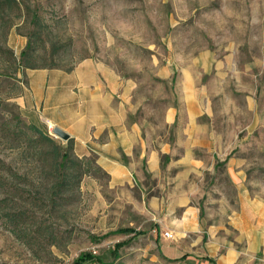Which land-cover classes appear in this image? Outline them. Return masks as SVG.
<instances>
[{
  "label": "rangeland",
  "instance_id": "obj_1",
  "mask_svg": "<svg viewBox=\"0 0 264 264\" xmlns=\"http://www.w3.org/2000/svg\"><path fill=\"white\" fill-rule=\"evenodd\" d=\"M0 13V264H75L81 252L101 258L83 264H211L204 254L215 264H264V241L252 247L249 235L237 239L243 225L234 221L251 215L248 198L264 211V0H13ZM29 40L35 68H21ZM83 60L113 74L117 98L129 104L164 170L172 162L191 166L186 147L209 141L210 152L195 149L215 163L194 202L202 243L191 234V175L179 186L184 202L168 209L175 186L146 172L143 181L114 184L92 154L82 156L92 164L77 199L55 210L31 203L54 180L50 143L35 128L66 141L52 133L28 74ZM21 212L26 217L12 223ZM120 228L144 233H109ZM117 242L124 244L114 255Z\"/></svg>",
  "mask_w": 264,
  "mask_h": 264
},
{
  "label": "crops",
  "instance_id": "obj_2",
  "mask_svg": "<svg viewBox=\"0 0 264 264\" xmlns=\"http://www.w3.org/2000/svg\"><path fill=\"white\" fill-rule=\"evenodd\" d=\"M28 79L31 95L35 103L42 106L46 120L69 133L78 157L94 154L97 164L114 184H124L130 177L143 181L147 179L145 172L158 180L159 185L164 186L163 180H166V184L175 186L171 188L170 203L167 205L168 209H172L175 204L184 202L185 193L179 190V186L184 183V178L191 175V234L197 237L193 242L202 243L206 229L201 226L200 209L194 202L206 193L205 184L211 180L215 163L195 155V149L197 146L199 150L210 152L209 141L204 144L197 138L186 147L185 152L191 153V166L172 162L164 170L158 162L159 150L148 149L152 146L143 141L140 125L130 119L129 104L117 98L113 74L101 64L83 60L70 70L32 69ZM171 120L174 122L175 118ZM202 127L199 126L201 130ZM206 135L210 137L212 130H206ZM191 136L195 137L194 134ZM160 151L165 152L164 144L160 146ZM145 156L147 164L143 168L141 159ZM159 199L158 196L153 197V207H158ZM247 200L252 206L251 215L241 217L240 222L234 220L235 224L243 225L239 227L241 233L237 239L249 235L250 246L256 247L264 241V211L255 208L257 199ZM218 241L219 247L225 246L222 245L225 239L219 238ZM193 247L197 246L191 243ZM202 257L206 263L215 264L210 254Z\"/></svg>",
  "mask_w": 264,
  "mask_h": 264
},
{
  "label": "trees",
  "instance_id": "obj_3",
  "mask_svg": "<svg viewBox=\"0 0 264 264\" xmlns=\"http://www.w3.org/2000/svg\"><path fill=\"white\" fill-rule=\"evenodd\" d=\"M13 0H0V5L2 2L10 3ZM15 1V0H14ZM0 16H4V14L0 13ZM39 20L38 14H34L31 17V22L36 23ZM33 51L32 49V42L29 40L26 43L25 48L20 52L21 61L23 62L22 67L26 68H35L34 65L27 62V56ZM20 66H17L16 71H20ZM71 68L67 69L70 70ZM35 133H37L38 138L41 141L50 143V150L48 152L49 159L52 164L51 174L54 177L52 183H50L49 188L45 196L41 197L40 199L32 200L31 203L37 207V209H41L43 206H49L51 210H55L56 207H62L64 204H70L74 199L78 198L79 195V186L81 183L82 178L85 175L90 173L92 161L84 158L78 157L74 154V143L73 139L69 138L66 141V145L62 146L61 144L57 143L49 134L42 132L41 130L35 128ZM2 172L6 171V168H0ZM11 177L16 176L17 178H21L23 176L10 174ZM5 177L0 172V188L5 186ZM42 201L43 204L39 203ZM41 207V208H40ZM26 213H18V215L14 214L10 216V221H17V219L25 218ZM18 216V217H16ZM12 232H16V230H12ZM134 232V235L143 234L144 231H136L133 228H120L115 231H111L109 233H129ZM48 236H53V232H47ZM124 243L117 242L114 245V248L111 250L114 255H117V250L121 247ZM184 257L181 256L180 258ZM98 256L92 255L89 252H81L79 256L76 258L75 264H83L84 262H94L100 260Z\"/></svg>",
  "mask_w": 264,
  "mask_h": 264
},
{
  "label": "water",
  "instance_id": "obj_4",
  "mask_svg": "<svg viewBox=\"0 0 264 264\" xmlns=\"http://www.w3.org/2000/svg\"><path fill=\"white\" fill-rule=\"evenodd\" d=\"M52 133L64 141H67L70 138L69 133L59 128L58 126H53Z\"/></svg>",
  "mask_w": 264,
  "mask_h": 264
},
{
  "label": "built area",
  "instance_id": "obj_5",
  "mask_svg": "<svg viewBox=\"0 0 264 264\" xmlns=\"http://www.w3.org/2000/svg\"><path fill=\"white\" fill-rule=\"evenodd\" d=\"M166 235H167V236H170V234H169L168 232H166Z\"/></svg>",
  "mask_w": 264,
  "mask_h": 264
}]
</instances>
